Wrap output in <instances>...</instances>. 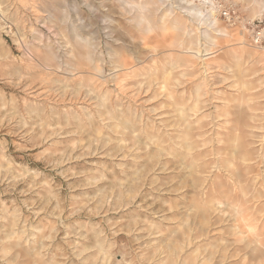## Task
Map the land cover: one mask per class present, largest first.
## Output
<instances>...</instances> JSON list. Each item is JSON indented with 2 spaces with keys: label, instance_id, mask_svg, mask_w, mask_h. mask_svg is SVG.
I'll return each instance as SVG.
<instances>
[{
  "label": "rangeland",
  "instance_id": "obj_1",
  "mask_svg": "<svg viewBox=\"0 0 264 264\" xmlns=\"http://www.w3.org/2000/svg\"><path fill=\"white\" fill-rule=\"evenodd\" d=\"M0 1V264H163L168 255L172 264H264V248L247 244L249 228L231 208L217 205L199 222L185 161L168 152L153 157L157 137L172 143L175 114L158 87L146 89L137 76L175 63L183 82L177 89L196 105V140L207 150L220 146L243 94L264 113V0H210L215 15L202 0H153L157 14L167 10L183 27L150 30L143 43L126 35L120 20L96 22L95 7L107 12L109 0ZM186 8L202 11L205 25L214 15L223 32L205 37L206 26L191 21ZM189 36L196 39L190 46ZM122 39L133 62L125 78L117 77L111 54ZM76 41L91 45L99 71L66 64ZM50 50L54 65L45 61ZM119 110L136 132L120 125ZM257 126L250 123L246 134L253 152L264 143ZM210 171L208 181L217 172Z\"/></svg>",
  "mask_w": 264,
  "mask_h": 264
},
{
  "label": "bare ground",
  "instance_id": "obj_2",
  "mask_svg": "<svg viewBox=\"0 0 264 264\" xmlns=\"http://www.w3.org/2000/svg\"><path fill=\"white\" fill-rule=\"evenodd\" d=\"M109 1L110 5L107 7V12H102L105 5L95 7L96 22H102V20L106 19V17L113 18L116 22L117 20H120L122 22V24H120L123 25L122 28L125 31V34L131 38L138 37V40L142 43L146 40L145 34L150 30L163 29L174 33H178L182 30L183 23L178 16H172L171 12H168L167 10L161 11L160 14H157L159 10L158 1L152 3L153 0H142L140 3L136 4L134 0H124V6L123 3H119L120 0ZM202 1L203 6H206V8L212 6L210 0ZM101 3L99 1L98 4ZM1 4L2 2L0 1V5ZM153 4L157 7H151ZM90 6L94 7L97 5H94L92 2L90 3ZM101 6L104 7L102 10ZM132 9H134L135 12L132 17H128V15L132 12ZM207 11L210 14L215 15L212 7ZM185 12L191 21H202V18H200L202 16V11L186 8ZM214 15L213 21L208 23V25H205L204 22H201L200 24L206 26V29L203 32L205 37H209L208 32H213L214 34L223 32L222 29L214 27L217 24L216 17ZM126 21H129L131 24H128L129 22ZM120 24L118 23V25ZM190 32H192V30L189 31V33ZM112 33H114L113 38L115 41H119L123 37V35L121 36L115 28ZM73 34V36L78 35L77 32ZM172 37L175 38V35L172 34ZM122 40V46H114V49H111V54L113 56L112 63L114 64V67L120 69L118 74L122 73L117 77L123 76L125 78L129 75V72L133 67V62L127 59L126 56H128L127 54L129 51L125 48V46H128L126 45V41L124 39ZM195 41L196 39L194 40L193 37H188L189 46L193 45ZM76 46L82 48V50L85 49L83 50L84 52H76L75 50L78 49ZM73 48L75 49L71 50V57L73 60L66 62L69 67L73 66L74 70L78 71V73L82 71L83 66H87L90 70H100L97 62L91 56L92 52L89 49L91 48V45L89 43H80L76 41L75 47ZM151 52L152 51L149 53ZM154 52L155 50H153V53ZM45 58L47 63L54 65L55 53L52 52V50L46 54ZM134 58L137 60L141 59L140 56H136ZM149 58L151 61H154L153 56ZM176 69L177 65H175L172 61H169L163 64L156 63L155 66L151 65L145 73L137 75L142 77V80H140L138 84L145 86L146 89H149L150 87L153 88V85L158 87L157 89L162 92V95L166 98V100H170V105L173 109L172 113L175 114V120L173 119L174 124H172L174 127L173 133H175V135L171 137L172 143L169 147L163 146L165 141L160 140L159 137H157L156 140H158V149L153 157H158L164 152H168V155L181 158V160L185 161L182 166L184 169L188 170L192 186L196 190L198 196L197 198L199 199L193 204L194 208L198 211L197 219L200 220V223L201 221L206 220V216L210 209L216 210L217 205L229 207L232 209V217L234 220L238 221L241 219L245 222V224H242L249 228L251 233L250 236H244V240H247V244L253 245V250H258L260 249L259 247L264 248V143L257 151L253 152L249 145H247L248 142L246 139L250 123H258L257 128L264 129V124H262L264 121V113L263 115H257L255 113V108L260 107V104H253L254 101L250 100V96L243 94L241 96V103L238 105V111H235L236 113L232 119L225 121V131L220 134L221 137L217 138L216 142L220 146H217L216 148L214 147V149L212 148L211 150L202 148V144L196 140L197 137L202 136V134H199L197 131L199 127L195 126V123L198 122L197 118H195V120H190L191 117L196 116V105H193V102L192 104H188V101H191L192 98H185L186 89L183 88L180 92L177 89V87L182 85L183 82L180 79V76H178L175 72ZM135 73L137 72L135 71ZM122 82V87L130 85L128 84L130 82ZM132 84L135 83L133 82ZM106 101L107 99L103 93L100 98V106L105 107L108 113L110 110L106 107ZM188 111L193 113L189 114ZM115 118L119 120L121 126L129 129L130 132L134 133L137 131L131 117H129V115L123 110H119L118 114L115 115ZM151 137L154 136L152 135L149 138L151 139ZM262 139H264V134ZM212 168L216 169L217 172L213 173V179L208 181L207 174L211 172L210 170ZM235 225L234 231L244 235L246 231L242 230L241 226ZM98 248L100 251H103L101 245L98 246ZM259 251L260 256H262L264 254V250ZM163 264H172L171 255L166 257Z\"/></svg>",
  "mask_w": 264,
  "mask_h": 264
},
{
  "label": "built area",
  "instance_id": "obj_3",
  "mask_svg": "<svg viewBox=\"0 0 264 264\" xmlns=\"http://www.w3.org/2000/svg\"><path fill=\"white\" fill-rule=\"evenodd\" d=\"M222 13H223L224 18H226L227 20H233L234 17L230 14L229 11L224 10ZM256 36H257V38H258V37H260L261 35H260V33H259V34H257Z\"/></svg>",
  "mask_w": 264,
  "mask_h": 264
}]
</instances>
